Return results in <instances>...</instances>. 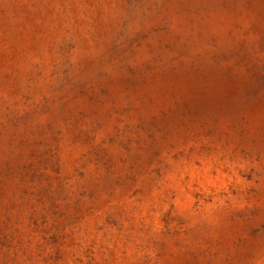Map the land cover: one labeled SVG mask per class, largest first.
<instances>
[{
	"label": "rangeland",
	"instance_id": "1",
	"mask_svg": "<svg viewBox=\"0 0 264 264\" xmlns=\"http://www.w3.org/2000/svg\"><path fill=\"white\" fill-rule=\"evenodd\" d=\"M0 264H264V0H0Z\"/></svg>",
	"mask_w": 264,
	"mask_h": 264
}]
</instances>
